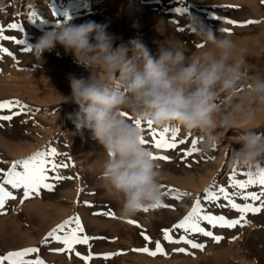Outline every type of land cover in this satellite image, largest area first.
Listing matches in <instances>:
<instances>
[{"label": "rangeland", "instance_id": "rangeland-1", "mask_svg": "<svg viewBox=\"0 0 264 264\" xmlns=\"http://www.w3.org/2000/svg\"><path fill=\"white\" fill-rule=\"evenodd\" d=\"M137 1L0 0V25L4 26L6 35L25 40L32 47L44 33L55 27L57 21L62 22L63 13L68 12L76 24L86 21L106 23L109 32L125 41L139 39L155 54L161 43L185 44L191 51L199 48L201 42L191 34L187 24L188 16L195 15L214 29H227L223 34L236 43L238 55L242 50L246 64L250 57L257 55L253 61L257 66L251 61L253 67L250 63L247 65L249 72L264 73V52H261L262 49L264 51V0H140L142 5L134 15L132 9ZM177 8H186L187 12L177 13ZM228 20L237 23L230 25ZM247 21L257 23L247 24ZM10 23H17L24 30H9L7 25ZM133 23L138 27L133 28ZM0 44L12 53V56L2 54L3 58H0V101L19 100L28 106L22 112L17 108L11 112L7 109L0 112V115H13L11 121L0 120V161H3L0 168L7 171L14 161L28 159L37 152L55 147L59 153L55 159L68 165L58 169L59 173L71 177L58 181L50 179L49 183L55 184L53 190L42 188L38 195L33 194L27 199L22 198V189L6 186L16 199L7 201L0 210V256L34 247L40 252L31 254L28 259L38 255L45 264H85L75 253L86 256L87 245H76L75 252H68L59 250L63 245L55 240L49 239L46 245L42 243L52 229L79 215L85 232L102 238L89 241L93 259L88 264H264V209L257 214L248 213L245 222L233 228H212L202 221V227L212 231L214 236L223 237L219 242L183 230H176L173 234V239L179 240L177 243H169L162 237L161 230L170 229L181 221L191 211L195 199L204 196L205 189L214 184L228 187L234 169L239 173L237 179H246L248 170L230 165L231 151L239 147L234 131L222 130V143L216 150L208 153L198 150L192 156H186L185 151L191 149L192 141L198 140L199 134L188 133L175 123L167 125L179 127L178 138L185 139L186 143L166 153L145 146L155 155L170 157V162L157 160L166 174L164 192L176 189L192 195L181 200L177 199V193L169 192L164 203L170 207L124 219L119 212L120 205L105 194L97 179L104 160L102 148L91 139L87 130L82 135L76 133L74 123L67 118L69 113L78 111L77 106L62 104L61 95L67 96L71 92L68 75L87 76V71L74 63L73 57L60 46L51 53H45L44 62H38L31 52L24 50L23 44L18 45L14 41H0ZM252 47L257 48V53L251 50ZM142 125L146 126V123ZM256 126L257 131H264V117ZM153 128L159 131L164 127ZM146 132L145 128L142 135ZM54 175L49 172L50 177ZM3 179V174H0V181ZM260 190L261 186L257 185L246 191ZM233 198L237 203L259 206L258 201H242L239 196ZM220 203L227 202L221 200L213 204L202 199V204L211 214L239 218L235 210L221 208L218 206ZM105 211L114 212L117 218L97 214ZM141 233L151 238L152 242L147 243L150 250L154 251L155 241L160 240L163 253L152 256L137 251L146 245ZM184 238L202 244L203 250L184 243ZM181 248L185 251H179ZM107 254L116 255L105 259Z\"/></svg>", "mask_w": 264, "mask_h": 264}, {"label": "clouds", "instance_id": "clouds-1", "mask_svg": "<svg viewBox=\"0 0 264 264\" xmlns=\"http://www.w3.org/2000/svg\"><path fill=\"white\" fill-rule=\"evenodd\" d=\"M187 24L201 42L195 51L161 43L154 54L139 39L125 41L109 32L106 23L72 20L56 23L31 47L44 62V54L60 46L87 71L68 75L71 92L61 95L62 104L77 106L67 118L76 133L87 130L102 148L97 179L124 219L154 212L165 200L166 174L141 142L142 124L175 123L198 133L202 153L216 150L222 130H232L239 147L231 151L230 165L249 172L264 168V131L255 123L264 112V73L249 72L222 29L195 15Z\"/></svg>", "mask_w": 264, "mask_h": 264}, {"label": "snow or ice", "instance_id": "snow-or-ice-1", "mask_svg": "<svg viewBox=\"0 0 264 264\" xmlns=\"http://www.w3.org/2000/svg\"><path fill=\"white\" fill-rule=\"evenodd\" d=\"M177 13L181 11L187 12V9L183 10L180 8L175 9ZM57 14V13H56ZM33 20L35 19V12L32 13ZM219 19V18H214ZM68 20H72V16L70 13H63L62 22H66ZM61 22V21H57ZM228 24H236V21L228 20ZM247 24L257 23L256 21H247ZM7 29L9 30H19L23 31V26L17 23H10L7 25ZM223 31H227V29H223ZM5 28L3 25H0V41H14L16 44L25 45V51L31 52V47L27 45L25 40H18L14 36L6 35ZM183 31V29H182ZM2 54H7V56H12V53L9 49L2 44H0V58H3ZM13 108L19 109L21 112L26 111L28 109L27 105L22 104L19 100H5L0 101V112L7 109L9 112ZM16 114H19L17 112ZM13 119V115L11 114H3L0 115V120L2 121H11ZM142 133L145 132V128L147 129L146 135L149 137L146 139V135H142L141 142L144 145H149L154 147L157 150H160L163 153H166L170 150H177L180 145L186 143L185 139L178 138L181 132L179 127H168L165 126L162 130H156L153 128L151 123H147L145 125H140ZM198 140H193L191 143V149L189 151H185L184 155L192 156L199 149L197 144ZM59 153L55 147H50L45 151L37 152L32 157L12 162L11 168L7 171L0 168V174H3L4 179L0 181V210H2L5 206V203L9 200H15L16 196L12 191H9L6 186H11L12 189L20 190L22 189V198L27 199L33 194H39V191L43 189H47L49 191L53 190L55 187L54 183H49V180H62V179H71V177L62 176L58 169L61 167L67 168V164L59 163L55 157H57ZM154 160H160L165 162H170V157L166 154L163 155H153ZM3 163V161H0ZM55 173L54 176L50 177L49 172ZM239 173L234 169L233 173L229 177V185L228 187L221 186L219 184H214L211 188L205 189V194L202 198H197L194 201V205L191 208V211L179 222L175 223L170 229H162V237L164 240L169 243H177L179 240L173 239V234L176 230H183L185 233H199L205 237H211L216 242H219L223 237L214 236L213 232L210 230H206V227L201 226V222H206V225H210L212 228L220 227V228H233L237 225H241L245 222V217L248 213L257 214L261 212V209H264V168L259 169L255 172H247L246 179H237ZM261 186L260 191H246L250 187L253 186ZM164 187V186H163ZM229 189L235 190L230 192ZM169 192L177 193V199H183L184 197L191 196L192 194L186 191H179L176 189H169L165 192V195H168ZM235 196H239L242 201H253L259 202V206H254L252 203H237L233 198ZM202 199L208 201L209 203L216 204L217 202L223 200L227 203H220L218 206L221 208L229 207L235 210L239 214L238 219H229L225 215H214L211 214L206 207L202 204ZM87 204V202H85ZM90 206V205H89ZM160 207L168 208L170 207L167 204H162ZM98 215H106L110 218H117L115 213L107 212L97 213ZM128 223L136 224L135 221H128ZM139 226V225H137ZM143 239L146 242L145 247L141 249H137V251H141L147 253L149 255L155 256L157 253H163L164 249L161 246V241H155V250H150L147 247V243H151V238L141 233ZM49 239L55 240L56 242L63 245V251L75 252L76 245H87L88 246V254L86 256L81 255L79 252L75 254L79 256L82 260L85 261V264L93 259V254L91 252L92 245L89 243L91 240L102 239L97 237H92L85 232V228L79 215L70 218L69 220L64 221L62 224L58 225L56 228L52 229L47 236L42 241L43 244H48ZM183 242L190 245L192 248H199L203 250V245L196 243L193 239L184 238ZM179 251H185L183 248L179 249ZM40 252L39 248H24L18 251H10L5 255L0 256V264H45V261L40 258L38 255L34 259H28L31 254H38ZM118 254V253H116ZM116 254H107L105 255V259L110 258L111 255Z\"/></svg>", "mask_w": 264, "mask_h": 264}, {"label": "bare ground", "instance_id": "bare-ground-1", "mask_svg": "<svg viewBox=\"0 0 264 264\" xmlns=\"http://www.w3.org/2000/svg\"><path fill=\"white\" fill-rule=\"evenodd\" d=\"M141 5H142V4H141L140 0H138L136 6H134V8L132 9V14L135 15V13L140 9ZM257 6H258V5H257ZM257 8H258V7H257ZM132 27L135 28V27H138V25L135 24V23H133V26H132ZM254 27H255V26H254ZM252 28H253V27H252ZM256 28H257V27H256ZM245 31H246V30H245ZM260 31H261V29H260ZM248 32H249V31H248ZM255 32H256V31H255ZM259 35H260V34H259ZM254 38H255V37H254ZM258 40H259V39H258ZM258 40H257V41H258ZM260 41H261V40H260ZM257 44H258V43H257ZM245 46H246V45H245ZM243 48H244V46H243ZM245 48H246V47H245ZM248 48H249V46H248ZM252 48H254V49H252ZM252 48H251V50H253V51H254V50H255V51L257 50L256 47H252ZM255 48H256V49H255ZM259 48H260V47H259ZM241 49H242V48H241ZM261 49H262V48H261ZM262 50H263V49H262ZM262 50H261V52H264V51H262ZM240 51H241L240 54H242V50H240ZM243 51H244V50H243ZM249 52H250V50H249ZM256 53H257V51H256ZM256 53H255V54H256ZM250 54H251V52H250ZM253 54H254V53H253ZM259 54H261V53L259 52ZM263 54H264V53H263ZM256 56H257V55H256ZM256 56H255V57L247 56V57H250L249 60H247V61H249L248 63H250V61L253 62V61H254V58H256ZM263 59H264V57H263ZM245 60H246V59H245ZM255 60H257V62L259 61V59H255ZM260 61H261V59H260ZM248 63H247V65H248ZM253 63H254V62H253ZM258 63H261V62H258ZM263 63H264V62H263ZM263 63H262V64H263ZM254 64H255V63H254ZM249 65H250L251 67H253L251 63H250ZM255 65H256V64H255ZM250 66H248V67L251 68ZM256 66H257V65H256ZM260 69H261V68H260ZM249 70H250V69H249ZM251 70H252V69H251ZM261 70H262V69H261ZM257 71H258V70H257ZM259 71H260V70H259ZM260 72H261V71H260ZM263 117H264V112H258V113H257V117H256V121H255V123H258V121H260V119L263 118Z\"/></svg>", "mask_w": 264, "mask_h": 264}]
</instances>
